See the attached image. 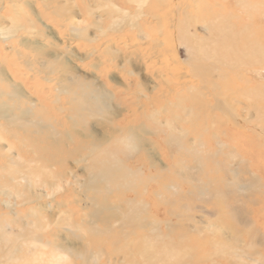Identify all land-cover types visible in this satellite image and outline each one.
<instances>
[{
  "label": "bare ground",
  "instance_id": "1",
  "mask_svg": "<svg viewBox=\"0 0 264 264\" xmlns=\"http://www.w3.org/2000/svg\"><path fill=\"white\" fill-rule=\"evenodd\" d=\"M17 1L18 2H16V0H8L6 2V0H0V11L4 12V10L6 9V5H8V4L9 5L12 4L13 6L15 5L14 9L15 10L18 9V14H17V16H14L13 23L16 24V28L18 30L25 29L22 25V22L27 19L26 18L27 16L30 18L28 20L31 24V28H29V30L31 29V31H33V30L36 31L35 26L38 25V21H40V20H44L47 24L51 23V24H54L57 26L68 22V24L64 25L63 27L67 26L65 28L69 29L70 28L69 25L71 23V20H73L74 18L76 19V17H77L76 15H78V13L76 14V10L81 12V13H85L86 15L88 14V15H90V17H94L92 15H95V13L97 11H99L103 15L101 16V14H100L99 16H101V17H99V16L97 17L96 16L97 14L95 15V17L98 18V22H100L102 18H105V15L107 16V18L109 20L110 19L112 20L116 16L120 17L118 19V22H114L113 24H110L111 26L110 27L108 26L107 28H105V30H102L99 28L94 29L96 31L98 30L96 32V35L94 32L91 33L89 31V26L91 25V27H93L96 24L95 21H97V20H95V21L86 20L85 22L79 21L76 24L85 23L86 24L85 27H83V28L79 27L78 28V26H74V29H72L74 32L73 36L75 34L78 35V39L75 40V42L80 43L77 46L79 51L84 52V49H86V48L88 49L89 47H91V49H92L91 51L93 52V54L95 52L99 55L98 58H100L99 59L100 62L97 63V67L99 68L101 66V68L98 69L97 76H99V78L101 79L100 82H102L103 85H101V86H100V84L98 85L95 82L96 80L92 79L90 77L85 78L86 75H84V76L79 75L77 68L75 69L72 66H70L71 64H70L69 60L66 61L67 58L62 59V58H58V56H56L57 58L54 59L52 64H54V66H57V68H60L63 72H65L67 74H65V75L63 74L64 78L61 77V79H56V78L49 79V81H53V82L59 81V84L56 83L55 85H52V86L44 84V86H47V88L45 90L48 92V95L47 94H46L47 96L44 95L47 92H44L45 90L43 89V87H41L40 91H42V93H43L42 95H44V98L43 99L41 98L42 101L37 99V101L40 103L33 104L36 107H38L40 104L42 106V108H47L46 104L51 101L50 94L52 95V97H53V95H55V97L53 99H56L57 102L59 101L60 103H63L66 106H69L71 114L73 115V117H72L71 114L69 113L70 117L65 116V118H67L69 121L68 127L65 128L66 131L64 130L67 133L68 139L70 141L75 139V138H78V139L84 138L85 140L87 139L86 142H84V143L89 146L88 148L90 149V154L93 155L94 153H96L99 156L98 159L100 160L101 164L105 163V161H107V163L111 164L110 168L109 167L101 168V170H99L97 173L89 175L86 178L85 182H82L80 180V178L77 177V179L74 180V182L70 183V184L72 186L76 185L77 187H79L81 185V187L83 188L85 193L89 192L90 193L89 195H92L91 199L102 198L100 200H96V201L94 200L95 203L93 202V200L92 201L89 200L90 202L94 203V205L96 207V211H97L96 213H93L94 216H92V217H94L93 219H96L95 221L98 223L104 222L107 224L109 221V222H111L112 225H110L109 228L102 229L103 228L102 227L101 232H100V229L97 230V228H93L92 231L94 233L93 235H102L103 234V235H110L111 236L110 241L108 240V238H107V240L103 239L102 241H103V244L105 242L109 246L112 245V247L113 246L116 247L115 250L112 252L120 251V253L124 255V253H122V252L127 250L126 249L127 247L125 245L119 246L122 243L121 239H125L126 237L125 238L122 237V234H120L121 232L118 231V228H122L125 225H127L128 227L133 229L131 234H135L138 229L141 230V229L148 228L152 224L149 221L146 222L143 219L139 218L140 216H138V214L140 213V209H139V206L134 201L129 202L126 200H122L124 203H126L127 206H129L132 209V211L122 210V207L124 205H121L120 208H114L113 205H110L108 203V201H107L108 197H106L107 193L105 192V190L108 187L110 191L111 190L114 191L115 189H117V190H124V191H126V193L127 192H132V193L135 192L134 190L138 186V184L136 182H137V180L140 179V176H139L141 174L140 171H143V170L154 171L155 168L159 167L155 164L153 165V163L150 159L151 153H153V150H160L161 151L160 154L163 155L166 153V151H165L166 148H170L169 150L177 149L181 154L178 157V164L181 165L185 170H186V167H184V164L188 158H191V164L192 165H189V167H187V171L191 169L192 173H191L190 178H187V181L189 180V181L193 182L194 184L196 183L195 186L193 185V190H191V194L195 195L197 197H200V199H202L201 197H204L203 199L209 198V199L215 200V199H221L222 197H225L224 202L228 204L227 205L228 207L230 206V204H232L231 203V201H232L231 197L233 196V194H231V193H234V191L239 193L240 197L242 196L245 200L254 199L256 190H258L259 188H262L263 186H261L259 184V181L257 179L258 178L257 175L255 173H253L254 169L246 166V161L242 159V157L239 154L240 152L236 151L235 153H233L229 150L230 148L231 149H236L238 147L241 148V145L238 144V147H234V146H232V142H230V144L224 142L221 139V136L226 135V136H228V138H231L229 133H233L234 131H236L237 133L243 132L242 130H244V129L249 130L251 128V126H253L254 131L252 133V131L249 130L248 136H250V138L253 139V141H252L253 145H254V143L258 145L257 147H258L259 151L261 150L260 152L264 157V149L259 146L260 143H264V138L262 137L263 136L262 134L264 132V128H262V126H260V125L257 126V125L253 124V122H254L253 119L254 118H255V120L258 119L260 114H262V116H263L264 112L259 109L260 108V106H259L258 110H256L254 115L252 116L251 109H252L253 105L244 104L241 106L237 105V107H234L231 104L232 106L231 105L228 106V104L221 101L220 95H218V94H221L218 92V90H219L218 84L221 83V81H226L229 79V82H230L229 85H232V87L236 86L237 90H241V88H242L241 80L246 79L247 76L249 78L250 76H252V74L256 70H259L260 73L264 72V43H262L261 41L260 42L257 41V38H256L257 35L254 38H248L249 36L247 37V34H249V32H250V30H248L249 26H250L249 23L247 24V26L245 24L239 23V25H240L239 28L242 29V30H240L239 33H236V32L231 30L229 36L233 35V37L231 38V40L229 39L230 42H228V41L226 42L227 38H223L222 36H220V37L215 36V37H212L211 39L209 38L210 39L209 43L207 41H205L204 44L199 45L197 43L198 38L196 37L198 33L196 34V36L194 35L191 37L192 34L190 35L191 32H190L189 28H191V27L189 26V21L188 20H182V19H176L175 14H174L173 22H169L166 24L165 14L168 16V12H170V11L168 10L167 12H165V10L162 8V12H159V13L157 12L156 15L154 16V21H156V24H157V29L154 28V32L157 31V34H158L157 37L158 38H156L152 33L151 34L148 33L149 36H146L149 39V41L152 43L151 44L149 42L151 49L153 50L154 47L157 48L155 51H153L154 52L153 56H151V57H149V55L145 56L146 58H150L152 60V62H154L153 65L149 66L147 64V62H144V63L142 62V64H140L139 60L137 58L140 59L141 57L136 58V56H138L137 54H129V56H127V55H125L123 48H121L120 46H116L117 44L115 46L112 45V43L115 41V37L112 38L113 36H115V32L120 33V34L125 33L126 30H127V32H130L131 31L130 25H131V27L133 26V24H132L133 19H129V15L127 16L125 11L121 10L115 3L110 2L111 3L110 4L104 0H72L73 4L70 5V0H41V3H43V8L40 9V11L38 12L37 15L34 16L32 14H27V12L25 10V16H24L21 13L25 7V3L23 2L24 0H17ZM132 1L135 2L136 4L142 5L141 6L142 9H140V10H145L146 6L148 7V3L151 0H132ZM154 1L156 2V6L158 8H160L159 2L163 1L164 3H169V1H171V5H169L168 8L169 9L171 8L173 12H175V11L177 12V10L179 11V7L176 10L174 9L175 3L173 4L172 0H154ZM177 1H180V0H177ZM212 1H213V3L215 2V0H203L205 7L208 8L211 6L212 11H215L214 13H216L217 7H215V9H214V5L211 4ZM146 3H147V5H146ZM176 3H178V2H176ZM196 3H198V2H196ZM202 5L196 4L193 7V10L201 13V10H199L197 8L199 6H202ZM81 6H84V7L86 6L85 7L86 9L84 7H81ZM79 7H81V8H79ZM106 8L109 9V11L107 10V13L104 12L106 10ZM218 8H219V6H218ZM221 9L224 10V8H221ZM225 9H226V6H225ZM163 12H165V13H164L163 17H161L160 14H162ZM218 13H219V11H218ZM222 13H224V12L222 11ZM210 14H212V13H210ZM199 15L200 14H198L197 16L196 15H193V16L200 18ZM222 15H224V14H222ZM0 16L4 17L3 14H0ZM81 17H83V16H81ZM86 17H88V16H86ZM233 17H235V16H233ZM96 18H94V19H96ZM218 19H221L222 21L225 20L223 18H218V17H214L211 15H205V19L200 18V20H202L204 22H209V23L211 20L214 25L216 24L215 22L218 21ZM196 20L197 19H195V21ZM93 22H95V23H93ZM241 22H243V21H241ZM197 24H199L198 21H196L195 25H197ZM116 25L119 26L118 29H116ZM195 25H193V26H195ZM97 26H99V25H97ZM217 27H219V25ZM46 28L49 29L50 27L48 25H46ZM167 28H170V29H167ZM18 30H16V31L18 32ZM57 31H58L59 37H63L64 34L61 32L62 30H57ZM39 32H40V30H39ZM175 32H177V34ZM196 32H197V30H196ZM13 33H15V32L14 31L10 32L9 30H6V29L0 30V40L3 41L4 43L7 41H10L11 39H13V36H11L10 34L13 35ZM220 33H222V32L220 31ZM220 33H218V35H221ZM40 34L46 35V32L41 31ZM170 34L171 35L175 34L176 36H178L179 37L178 40L180 43L178 44L177 43L178 41L175 43L174 41H168V39L166 40L167 37L170 38ZM99 36H101L100 39L102 38L101 41H99V39H98ZM186 36H189V41L186 40ZM239 36H242L243 38L241 39ZM110 38H112V40H114V41H112ZM97 39H98V42L96 41ZM83 42L86 43L85 44L86 46H84ZM94 43H96L97 46H94L93 45ZM181 44L185 46L188 54L191 55V59L189 61L192 64L187 63V65L191 66L190 67L191 69L189 68V66L186 65V63L179 61L177 58L178 57L177 47L181 46ZM105 45H107V46H105ZM102 46H105V47L103 48ZM2 47L3 46H1V44H0V64H2V56H4V54H3L4 52H3ZM96 47H97V49H96ZM144 48L148 49L147 47H144ZM14 52H16V51H14ZM86 53H88V52L86 51ZM114 53L116 55L118 54L120 57L123 58V60H124L123 64L127 65V68H128L127 72H123L122 74L125 76V78L129 82L124 81L121 89L120 88H114L115 86L113 87L112 84L110 82H108V80L106 78H104L105 75L106 76L109 75L113 69H116L118 67V65H120V61L119 60L117 61L118 56H115ZM237 53H240V55ZM83 54L84 55L81 58H79V60L83 64L82 66L84 67V69L86 68L87 70H91V68L94 67L93 66V60L95 61L96 59L93 58L92 56H88L87 54H86L87 56H85V53H83ZM90 54L91 53H89V55ZM46 56L48 57L47 53H46ZM167 57L171 58L173 60L169 61L167 59ZM90 58H93V60H91ZM125 59H127V61ZM76 60H78V59H76ZM28 63H29V61H28ZM44 64H46V62ZM99 64H100V66H99ZM77 66L80 67L79 64ZM185 66H187V68ZM135 67H136V69H138L140 71H142L144 69V71L146 73V78L144 81L140 82L143 77L141 78V74L135 72V70H136ZM149 67L152 69H156V73L151 75L150 74L151 70ZM227 67H229V68H227ZM230 68H232V71H233V74H232L234 76L233 78L230 76L228 78L226 77L228 74V71H226V70H231ZM251 68H258V69L254 70V71H248V72L245 71V70H250ZM189 69L193 74L196 75V76H194L196 78V81H194L193 86L191 85V83H193V82L182 84L183 79H182V81L181 80L178 81V79H177L176 87L174 86L172 88H170V87L166 88V86H164L165 83L161 81V79L165 80L166 78H168L173 72L179 73L181 75V77H183V78H185L186 76L191 78L192 76H189L185 72V71H188ZM212 70H218L221 73L218 76L217 81L215 78L216 76H214L211 73ZM43 71H45V70H43ZM28 73H30V72H28ZM260 73H258V74H260ZM31 74H33V73H31ZM6 75H7V77H6ZM8 75L10 78H8ZM17 75L12 74V73L11 74L10 73L3 74L1 67H0V102H4L3 104H0V131H3V133L6 132V134L4 133L5 135H8V133L13 135V133H11V131L12 130L15 131V129L23 130L25 128L26 129L29 128L30 131L31 130L33 131V129L38 127V129H36V131H33V132L31 131L30 133L23 134V135H27V136L30 135L29 138H31L30 140L33 142L32 144H34V141H35L36 145L41 147L40 148L41 155L45 154V156H46L48 151H51L53 149V147H54L53 145H58V146H56V150L58 149L57 147H59L61 145H60V143H58L56 141V135H55L54 130H50L51 126L49 125L50 127L48 129V127L46 125H44L40 120H38L39 119L38 114L36 112L34 114L33 113L34 110H32L30 108V109L23 112L24 107L22 110L20 109V107H18V104L20 102H21V104L24 103L25 105L28 106V104H26V103H29L30 101H32V99H36L37 96L34 95L33 93H31L30 91L28 92L27 89H25L26 92H24V90L22 88H20L19 84H21V83H18V81L22 82V77H17ZM52 75H54V74H52ZM176 75H178V74H176ZM155 76H156V78H155ZM56 77H57V75H56ZM149 78L154 79L155 84H153V86H151V84H149V86L146 85V81H148ZM46 81H48V80L46 79ZM204 81H206V83ZM53 82H51V84ZM204 83H205V85H211V90L205 91L204 88H203V90L201 88L199 89V86H201V85L204 86L203 85ZM4 84L9 85V87H8L9 91L8 92H5L2 90V87ZM23 85L27 86L26 83H23ZM38 85H43V84H38ZM190 87H191V90H190ZM247 88L249 90V87H247ZM180 90H182V91L184 90L185 93L179 94ZM35 91L38 92L36 87H35ZM190 91H191V99L195 98L193 100V103H191V105L193 104V106H195V107L198 106L201 114L194 112L193 111L194 107H192L190 109L186 104L187 100H190V97L187 96L186 93L190 92ZM213 91H214V93H212ZM251 92L253 93L255 91L251 90ZM252 93H249V95H248L249 99L254 98ZM243 95H245V94L242 93V96L240 95V97L237 95L238 97L236 96L235 98H231V101L232 100H238V102H239L241 100H244L246 98L245 96H247V94L245 96H243ZM242 98H244V99H242ZM239 103H241V102H239ZM114 106H115V109L117 110L118 115H121L120 119L122 116L124 119H122V121H120V122H117L119 120L117 118L118 120L116 119L117 120L116 123H114V122L109 123V122L104 121L107 119L101 120V117H104L105 115H108L109 113L110 114L113 113V112L111 113L110 110H113L112 107H114ZM231 107H232V109L237 108L234 112L239 119L235 120V121L231 120L232 122L229 121L230 123L228 125H227V123L222 124L223 123V122H221L222 116L224 117V115L228 112V109ZM59 112H63L62 109L58 108L56 112L51 113V116L53 118H54V116L58 117ZM234 112H232V113H234ZM203 113H205L207 115L205 116ZM182 114L184 116L189 115V116H193V118H195V126L196 127L194 126L195 128L193 129V132L191 134H188V131L186 129H184L183 119H182V117H180ZM60 115H61V113H60ZM65 115H67V114H65ZM93 117H100V119H98V118L97 119L101 120V121L96 123V126H98V127L100 126V128H102L101 132L99 133L100 136L98 135L99 131L96 132L95 126H93V123L91 122V118H93ZM226 120H227V118H226ZM152 123H154V124H152ZM198 123H199V126H198ZM64 124H65V122H64ZM176 124H180L179 126L181 127L180 130L182 132H180L179 135L176 134V132H177ZM101 125L103 127H101ZM76 126H78L80 129L76 128ZM191 126H192V123H191ZM191 128H193V127H191ZM29 129H27V130H29ZM207 129L209 130V133H207L208 132ZM45 133L48 134V137H47V134L45 135ZM205 133L208 134V137L205 136ZM0 134H1V132H0ZM4 134H3V136L0 135V142L3 141L2 137H4ZM14 134H15V132H14ZM37 134H43V135H41V138H39V136L36 138L35 136H37ZM16 135H17V133H16ZM98 137H100V138H98ZM16 138H17V136H16ZM90 139H92V140L90 141ZM50 140H52V141H50ZM4 141H6V140L4 139ZM12 141H11L12 146H9L10 149H8V150L19 149L20 148L19 145H17L16 143H13ZM20 143H23V142L20 141ZM22 145L25 146L26 144L23 143ZM36 145L34 148H36ZM48 145H52L53 147H48ZM24 148H26V146ZM214 148L216 150L221 149L223 151H225V149H227L231 154H233L232 159L234 161H238V165L240 164V165L244 166L243 170L241 168H239L240 172L238 170L237 171L230 170L233 172V176L236 177L235 181L228 182V181L223 180L224 177L221 178L222 177L221 174H219L221 177L216 176L218 172L215 173V175H212L209 177L207 175H205V173H204L205 164H206L205 160L213 159L212 157L209 158V155L214 153V151H212V149H214ZM20 149H22V148H20ZM27 149H29V148H27ZM148 150H150L151 152H148ZM206 150H207V152H206ZM66 151H67V148H66ZM8 153H9V151H8ZM122 153L125 154V157H124V159L121 158L122 159L121 160L118 156L122 155ZM148 153H150V154H148ZM220 153L221 152L216 151L215 154H217V156L214 154L216 156V158L219 156ZM4 154H5V156L6 155L8 156V154H6V153H4ZM10 154H11V151H10ZM49 154H52V153H49ZM206 154H207V156H206ZM65 155H67V154H65ZM45 156H43V157L45 158ZM61 156H63V155H61ZM84 156L79 157L76 154V159L74 158L75 160L72 162L76 163V165H79L81 162L84 163L85 161H87V159H85L86 157H84ZM16 157H18L20 160H24L25 164L27 163L28 169L31 170L30 169L31 167H29L28 165L31 164V166H32L34 159H30V158L24 156V154L18 153V152H17ZM35 157H36V155H35ZM43 157H42V160H43ZM77 157H79V158H77ZM138 157H140V158H138ZM205 157H207V158L205 159ZM6 158H8V157H6ZM47 158H48L47 161L52 162V163L55 162L57 159L56 157L55 158L54 157H51V158L47 157ZM61 158H63V157H61ZM38 159H39V157H38ZM89 159H88V161H89ZM92 159H93L94 163L95 162L99 163L93 157H92ZM228 159H229V157L222 159L221 162L224 160H228ZM66 160H68V159H66ZM8 161H10L8 163H11V162L15 161V159L13 157L11 158V156H10ZM41 162H43V165H44L46 160L44 159ZM57 162H58V160L56 161V163ZM221 162L216 163L212 167V170L217 165H219L218 169H220L221 164H225V163H221ZM5 163H7V160ZM3 164H4V162H3ZM6 165H8V164H4V166H6ZM128 165L136 167V170H133V167L129 168ZM4 166L2 164L0 165V167H3V169L0 168L2 170V172H3V170H5V172L8 171L7 166L6 167H4ZM170 166H171V164L168 163V167H166V168L168 169ZM263 166H264V163H263ZM42 169L43 168L41 166V170ZM50 169L52 171V168H50ZM59 169H60V167H59ZM61 169H62V167H61ZM229 169H230V167H229ZM168 170H170V169H168ZM53 172H55V171L53 170ZM156 173H160V172L156 171ZM3 174H5V173L3 172ZM8 174L12 175L13 172L9 171ZM30 174L31 173H27L22 178L21 177H14L13 178L12 176L9 177L11 182H17V180L22 181L23 183H21V187L24 186V188L26 187L28 189L27 194H25V192L24 193L20 192L21 190L19 191V189H17V188L16 189L10 188L11 190L9 189L8 191L7 190L5 191V188L0 190V199H4V198L8 199L7 201H5V203H4V201L0 200V203L3 202L4 209L5 208L8 209L9 214L16 215L17 218L20 215V208H21L20 206L29 207L28 212H27L28 217H30V218L34 217L35 218L36 216H39L35 207H33L32 205L35 204L38 199L42 198V194H39V190L37 189L38 186H40L42 184V183H40L42 180H41V176H40L39 177L41 180L40 182H38L37 180L33 181L31 179L32 176H30ZM88 174H89V171H88ZM155 174L152 175V178H151L152 181L160 180L161 176H156ZM185 174H186V172H185ZM7 176H6V178H7ZM36 176L38 177V174H36ZM62 176H63V174H62ZM224 179H226V178H224ZM50 181H53V180L51 179ZM90 181L92 183H90ZM45 182L46 181H44L43 184H44V187L48 191H47V193H44V194H47L46 196L48 198L57 199L56 195L59 192L58 190L61 187H58L59 185L57 186L53 182H51V183L48 181H47V183H45ZM81 182L83 184H78ZM224 182L225 183L227 182L224 185V187L228 186V191H225V189H223V183ZM84 183H87L88 185H85ZM197 183H199L200 185H198ZM22 184H23V186H22ZM18 186H20V185H18ZM160 186H162V185H157L156 189H154V187L151 186V188H149V190L146 191L147 196L144 199H154L153 198L154 195L152 196V194L156 195V193L158 192L157 190H159ZM3 187H6V186H3ZM162 188L164 190V186H162ZM241 188H243V191H240ZM188 194H190V193H188ZM10 199H12L11 202H9ZM20 199H24V200L19 202ZM134 199H138V196L136 195V197ZM113 203H115V202H113ZM58 205H60V202ZM135 205H137V206L134 207ZM223 205H225V204H223ZM247 206L248 207L246 208V212L253 213L251 211L253 209L252 208L253 204L248 203ZM259 206H260V209L257 208L256 213H253V215L257 214L256 216L262 219V217H264V199H262ZM59 207H61V206H59ZM140 208H142V207H140ZM154 208L152 210H154ZM235 208L236 207H234L233 210ZM229 209H230V207H229ZM105 211L112 212V218H111V215L109 214L111 220L104 219L103 215L105 214ZM154 211H156V210H154ZM143 212H144V210H143ZM86 213H88V212H86ZM1 219H2V215H0V220ZM17 225H19V224H17ZM89 225H91V224H89ZM217 225L213 226L215 231L217 230V227L218 228L220 227ZM11 226H12L11 224H5V223L0 224V264H43L42 259H45V257L48 258V261H49L48 264H63L64 260H66V258H68V257L73 258V262L76 260H80V261H82L83 264H86L87 259L90 260V256L92 258V255L91 254L89 255V253H86L85 250L83 251L80 248H76L74 245H72V246L70 245L72 242H75L74 240L76 239V236L78 237V235L74 234V230H73V233H71V234H69L70 232L67 233L68 237H66V236L65 237H66V239L68 238V240L69 239L70 240L67 243L63 244V243H60L58 241L57 236H55L56 234L54 235V233L52 231L50 232L49 237H47V235H45L43 237H39L36 233L30 234L29 233L30 230H29V232L28 231L24 232L22 230L17 231L15 229H13ZM40 226L41 225H39V227ZM27 228H29V227L27 226ZM71 228H73V227H71ZM70 229H66V231H70ZM116 230H117V232H116ZM248 230H250V226H248ZM45 237H47V240L45 239ZM72 237L74 238L73 240H71ZM97 238H98V236H97ZM97 238H96V240H97ZM120 241H121V243H120ZM69 242H71V243H69ZM92 242H94V241L92 240ZM117 243H119V244L117 245ZM40 248L52 251V254L50 255V257L47 254L43 253V251H41ZM38 249H40V250H38ZM30 251L35 252V254H33V260L28 261V260H24V258L20 257V255L24 254V252H30ZM126 253H128V251ZM110 254L111 253L104 252V249H102L100 251V253L96 255L97 259L96 260L94 259L95 261L93 263L94 264H105L107 262V264H113V262H114L113 257L115 255L114 254L110 255ZM140 257L147 259V256L145 254L143 255V253H140ZM103 259L106 260L105 263H102ZM254 262L258 263L257 261H254ZM74 263H71V264H74ZM120 263L121 262L119 261L116 264H120Z\"/></svg>",
  "mask_w": 264,
  "mask_h": 264
},
{
  "label": "rangeland",
  "instance_id": "2",
  "mask_svg": "<svg viewBox=\"0 0 264 264\" xmlns=\"http://www.w3.org/2000/svg\"><path fill=\"white\" fill-rule=\"evenodd\" d=\"M7 1L8 0H6V2ZM104 1H106L107 3H110V2L115 3L121 10L125 11L127 16L129 15V19H133V21H132L133 26L131 27V25H130V28H131L130 32H127V30L123 34L115 32V36L112 37V38L115 37V41L112 40V38H110V39L112 41H114L112 43L113 46H115L117 44L116 46H120L121 48H123L125 55L129 56V54H137L138 56H136V58L141 57L140 59L137 58L139 60L140 64H142V62L143 63L147 62V64L149 66H151L154 63V62H152V60L150 58H146L145 56H148V55H149V57L153 56L154 55L153 51H155L157 48L153 46L154 47L153 50L151 49V47H150L151 42L149 41V39L146 36H149V34L152 33L156 38H158L157 37L158 36L157 31L154 32V28L157 29V24H156V21H154V16L156 15L157 12L158 13L162 12V8L165 10V12H167L168 10L170 11V12H168V16L165 14L166 24L169 22H173L174 14H175L176 19L188 20L189 26L191 27V28H189V30L191 32L190 35L192 34L191 35V37H192L194 35L196 36V34L198 33L196 37L198 38L197 43L199 45L204 44L205 41H207L209 43L210 39L212 37H215V36H218V37L222 36L223 38H227L226 42L227 41L230 42L231 38L233 37V35L229 36L231 30L236 32V33H239L240 30H242L239 28V26H240L239 23L245 24L246 26L249 23L250 26H249L248 30H250V32H249V34H247V37L249 36L248 38H254L257 35V37H256L257 41H259V42L261 41L262 43H264V0H215V2L213 3V1H212L211 4L214 5V9H215V7H217L216 13H214L215 11H212L211 6L208 8L205 7L203 0H193V1L192 0H180V1L172 0L173 1L172 3L173 4L175 3L174 9L176 10L179 7V11L177 10V12L176 11L173 12L171 8H170L171 10L168 8V6L171 5V1H169L170 4L164 3L163 1L159 2L160 8H158L156 6V2L154 0H151L148 3V7L146 6L145 10H140V9H142V7H141L142 5L136 4L132 0H104ZM16 2H18V1L16 0ZM23 2L25 3V7L21 13L24 16H25V10H26L27 14H32L35 16L38 14L40 9L43 8V3H41V0H24ZM176 2H178V3H176ZM196 2H198V3H196ZM72 4H73V1L70 0V5H72ZM196 4L197 5L203 4L202 6H199L197 8V9L201 10V13L193 10V7ZM146 5H147V3H146ZM224 5L226 6V9H225ZM14 6L12 4L11 5L8 4V5H6V9L4 10V12L0 11V14L4 15V17L0 16V30L6 29V30H9L10 32H13V31L15 32V33H13V35L10 34L11 36H13V39H11L10 41H7L4 43L3 41L0 40V44H1V46H3L2 49L4 52L3 53L4 56H2V64H0L1 70H2L3 74H7V73L11 74L12 73V74H16V75L18 74L17 77H22V82L18 81V83H21V84H19L20 88H22L24 90V92H26L25 89H27L28 92L30 91L31 93L36 95L37 98L32 99V101L29 100L30 104L26 103V104H28V106L25 105L24 103L21 104V102H20L18 104V107H20L21 110L24 107L23 112L30 109V108L32 110H34L33 113L35 114V112H36L38 114V117H39L38 120H40L44 125H46L48 127V129L51 126L50 130H54L55 135H56V141L58 143H60L61 146L57 147L58 149L56 150V146H58V145H53L54 147L52 145H48V147H53V149L51 151H48V153L45 156V154L41 155V150H40L41 147L36 145L35 141H34V144H32L33 142L30 140L31 138H29L30 135L29 136L23 135V134H28L32 131V130L30 131L29 128H27L29 130H27L26 128L23 130H19V129H15V131L12 130L11 133H13V135L9 134L8 132H7L8 135H5L6 132H4L5 133L4 134L3 131H0L1 136H3V134H4V137L6 136L5 138L2 137L3 141L0 142V149H1L0 150V165L2 164L4 166V164H8V165H6L8 171L5 172V170H3V172L6 175L3 174L2 170L0 169V190L5 188V191L6 190L8 191L10 188L11 189L17 188V189H19V191L21 190L20 192H23V193L25 192V194H27L28 189L26 187L24 188L23 184H22L23 187H21V183H23V182L20 180H17L18 183L17 182H11L10 178H9L10 176H12L13 178L14 177H21L22 178L25 176V174L31 173L30 176H32L31 179L33 181L37 180L38 182H40L42 180L40 182L42 184L40 186H38V188H37L39 190V194H42V198L38 199L37 202L32 205L33 207H35L39 216H36L35 218L34 217H32V218L28 217L27 212H28L29 207L20 206L21 207L20 208V215L17 218L16 215L9 214L8 209H6V208L4 209V205L2 202V203H0V215H2V219L0 220V224H2V223L3 224L4 223L5 224H11L12 225L11 227L17 231L22 230L24 232L25 231L29 232V230H30V232H29L30 234L36 233L39 237H43L45 235H47V237H49L50 232L52 231L54 233V235L56 234L55 236H57L58 241L60 243H63V244L67 243L70 240V239L68 240V238L66 239V237H68L67 233L70 232L69 234H71V233H73V230H74V234L78 235V237L76 236V239L74 240L75 242H72V243L69 242V243H71L70 244L71 246L74 245L76 248H80L83 251L85 250L86 253H89V255L90 254L92 255V258L90 256V260L87 259L86 264H94L93 262L97 259L96 255L99 254L102 249H104V252L111 253L110 255H112V254L115 255L113 257V260H114L113 264H116L119 261L121 262L120 264H243V263L244 264H264V217H262V219H261V218L256 216L257 214L253 215V213H256L257 208L260 209L259 205H260L262 199H264V166H263L264 157L260 152L261 150L259 151V149L257 147L258 145L255 143L253 145L252 144L253 139L250 138V136H248L249 130L252 131V133H253V131H254L253 126H251V128L249 130L248 129L242 130L243 132L237 133L236 131H234L233 133H229L231 138H228V136H226V135H222L221 139L224 142L229 143V144H230V142H232V146H234V147H238V144L241 145V148H239V147L236 149L230 148L229 150L233 153H235L236 151L240 152L239 153L240 156L242 157L243 160L246 161V166L254 169L253 173H255L257 175V177H258L257 179L259 181V184L261 186H263L262 188H259L258 190H256L254 199L245 200L242 196L240 197L239 193L234 191V193H231V194H233V196L231 197V200H232L231 203L232 204H230V206H229L230 209L227 206L228 204L224 202L225 197H222L221 199H215V200L209 199V198L203 199L204 197H201L202 199H200V197H197V196L191 194V190H193V185L195 186L196 183L194 184L193 182H191L189 180L187 181V178H190L191 173H192L191 169L187 171V167H189V165H192L191 164V158H188L187 161L185 162V164H184V167H186V170H185L181 165L178 164V157L181 154L177 149L169 150L170 148H166V150H165L166 153L163 155L160 154L161 153L160 150H153V153H151L150 159H151L153 165L155 164L159 167L155 168L154 171H152V170L140 171L141 172V174L139 175L140 179L137 180V182H136L138 184V186L134 190L135 192H133V193L127 192L126 193V191H124V190H117V189H115L116 191L115 190L110 191L108 187L105 190V192L107 193L106 197H108V200L107 199L106 200L108 201V203L110 205H113L114 208H120L121 205H124L122 207V210L132 211V209L129 206H127L126 203H124L122 200H126L129 202L134 201L139 206V209H140V213L138 214V216H140L139 218L143 219L146 222L149 221L152 225L149 226L148 228H145V229H141V230L138 229L135 234H131L133 229L128 227L127 225H125L122 228H118V231L121 232L120 234H122V237H124V238L126 237L125 239H121L122 243L120 241L121 244L119 245V246L125 245L127 247L126 248L127 250L122 252V253H124V255L121 254L120 251L112 252L115 250V248H116L115 246H113L114 247L113 248L112 245L109 246L105 242H104L105 245L103 244V241H102L103 239L107 240V238H108V240L110 241V239H111L110 235H103V234L102 235H93L94 234L92 231L93 228H97V230L100 229V232H101L102 229L109 228V226L112 225L111 222H109V221L107 224L104 222L98 223L95 221L96 219H93L94 217H92V216H94L93 213L97 212L96 207L94 205L95 201L100 200L102 198L91 199L92 195H89L90 194L89 192L85 193V191L83 190L81 185L80 186L78 185L79 187H77L76 185L72 186L70 183H73L74 180L77 179V177H79L82 182H85L86 178L89 175L97 173L99 170H101V168H106V167L110 168L111 164L107 163V161H105V163L101 164L100 160L98 159L99 156L96 153H94L93 155L90 154V149L88 148L89 146L84 143V142H86L87 139L85 140L84 138H80V139L75 138L71 141L68 139L67 133L65 132L66 131L65 128L68 127L69 121L67 118H65V116L70 117V114H71V111L69 109L70 107L66 106L63 103H60L59 101L57 102L56 99H53L55 97V95H53V97H52V95L50 94L51 101L46 104L47 108H42V106L40 104L38 107H36L33 104L40 103L37 101V99L42 101V99L44 98V95H46V94L48 95V92L45 90L47 88V86H44V84L49 85V86L55 85L56 83L59 84V81L53 82V81H49V79H53V78L61 79V77L64 78V75L67 74V73L63 72L60 68H57V66H54V64H52L54 59L57 58L56 56H58V58H62V59L67 58L66 61L69 60L70 64H71L70 66H72L75 69L77 68L79 75H83V76L86 75L85 78L90 77L92 79H95L96 80L95 82L98 85L99 84H100V86L103 85L102 82H100L101 79L99 78V76H97L98 69L101 68L100 64H99L100 67L99 68L97 67V63L100 62V60H99L100 58H98L99 55L95 52L93 54V52L91 51L92 50L91 47H89L88 49L86 48L87 50L84 49V52L79 51L77 46L80 43L75 42V40L78 39V35L75 34L73 36L74 32L72 29H74V26H78V28L79 27L80 28L85 27V25H86L85 23H83V24L78 23L79 25L76 24L79 21L85 22L86 20H89V21L97 20V21H95L96 24L93 27H91V25L89 26V31L91 33L94 32L96 35V32L98 30L96 31L94 29L99 28V29L105 30V28H107L108 26L109 27L111 26L110 24H113L114 22H118V19L120 17L116 16L112 20L111 19L109 20L107 18V16L105 15L106 19L102 18L101 21L98 22V18H96L95 15L97 14L96 16L98 17L101 14L99 11H97L95 13V15H92L94 17H90V15H88V14L86 15L85 13H81V12L76 10V14L78 13V15H76L77 16L76 19L74 18L73 20H71V23L69 25L70 30L65 28L67 26L63 27L64 25L68 24V22L57 26V25H54L51 23L47 24L44 20H40V21H38V25L35 26L36 31H34V30L31 31V29L29 30V28H31V24L28 20L30 18L27 16L26 17L27 19L22 22V25L25 29L18 30L16 28V24L13 23L14 16H17V14H18V9L15 10ZM218 6L220 9L218 8ZM81 7H84V6H81ZM81 7H79V8H81ZM221 8H224V10ZM107 10L109 11V9L106 8V10L104 12L107 13ZM218 11H219V13H218ZM222 11L224 13H222ZM165 12L160 14L161 17H163ZM210 13H212V14H210ZM198 14H200L199 16L201 19L202 18L205 19V15H211L214 17L223 18L225 20L222 21L221 19H218V21H216L215 22L216 24L214 25L211 20L209 23V22H204V21L200 20V18H197L196 16ZM222 14H224V15H222ZM102 15L103 14H101V16ZM193 15H196V16L194 17ZM81 16H83V17H81ZM86 16H88L89 18ZM101 16H99V17H101ZM233 16H235V17H233ZM94 18H96V19H94ZM194 18L197 19L196 21H198L199 24L195 25L196 21ZM241 21H243V22H241ZM95 22H93V23H95ZM46 25H48L50 28L47 29ZM97 25H99V26H97ZM193 25H195L196 27ZM218 25H219V27H217ZM118 28H119V26L116 25V29H118ZM167 29H170V28H167ZM16 30H18V32ZM39 30H40V32L41 31L46 32V35H41ZM57 30H62L61 32L64 34L63 37H59ZM196 30H197V32H196ZM220 31L222 33H220ZM175 33L177 34V32H175ZM218 33H220L221 35H218ZM174 35L175 34H173V35L170 34V38L167 37L166 40L168 39V41H174L175 43L178 41L177 43L179 44L180 43L178 40L179 37L176 35L174 36ZM100 37L101 36L98 37L99 41H101V39H102V38L100 39ZM239 37L241 39L243 38L242 36H239ZM98 39L96 40L97 42H98ZM186 40L189 41V36H186ZM83 44H84V46H86L85 45L86 43L83 42ZM93 45L97 46L96 43H94ZM105 46H107V45H105ZM105 46H102V47L104 48ZM144 47H147L148 49H146ZM96 49H97V47H96ZM177 49H178V57H177L178 60L182 61L183 63H186V65H187V63L192 64L189 61L191 59V55L188 54L185 46L181 44V46H178ZM14 51H16V52H14ZM86 51L88 53H86ZM46 53L48 54V57L46 56ZM83 53H85V56H87V55L92 56L93 58L96 59L94 61L93 58H90L91 60H93V66H94L91 68V70H87L86 68L84 69V67L82 66L83 64L79 60V58H81L84 55ZM89 53H91V54L89 55ZM237 54L240 55V53H237ZM115 56H118L117 61L118 60L120 61V65H118V67L116 69H113L109 75H107V76L105 75L104 78H106L108 80V82H110L112 84L113 87L115 86L114 88H120L121 89L124 81L129 82L125 78V76L122 74L123 72H127L128 68H127V65L123 64L124 60L122 57H120L118 54L117 55L115 54ZM76 59H78V60H76ZM167 59L169 61L173 60V59L168 58V57H167ZM125 60L127 61V59H125ZM28 61H29V63H28ZM43 62L44 63L46 62V64H44ZM78 64L80 65V67L77 66ZM187 66H189V65H187ZM187 66H185V67L187 68ZM190 67L191 66H189V68ZM227 68H229V67H227ZM135 69H136V67H135ZM190 69L188 71H185V72L189 76H192L191 78H189L187 76L185 78H183V77H181V75L179 73L173 72L168 78H166L165 80L161 79V81L165 83L164 86H166V88H169V87L172 88L174 86L176 87L177 79H178V81H180V80L182 81V79H183L182 84L193 82V83H191V85L193 86L194 81H196V78L194 76H196V75L193 74L190 71ZM230 69L231 70H226V71H228V74L226 76L227 78L229 76L232 78L234 77L232 75L233 74L232 68H230ZM256 69H258V68H251L250 70H245V71L246 72L254 71ZM43 70H45V71H43ZM150 70H151L150 71L151 75L156 73V69L150 68ZM142 71H140L138 69L135 70L136 73L141 74V78L143 77L140 82L144 81L146 78V73H145L144 69ZM28 72H30V73H28ZM31 73H33V74H31ZM211 73L214 76H216L215 77L216 81L218 80V76L221 74L220 71H218V70H212ZM258 73H260V71L256 70L252 74V76H250L249 78L246 75L247 76L246 79L241 80V85H242L241 90H237L236 86H234L235 87L234 88V87H232V85H229V83H230L229 79L226 81H221V83L218 84V86H219L218 92L221 93L218 95H220L221 101L228 104V106L232 104L234 107H237V105L241 106L244 104L253 105V107L251 109L252 116L254 115L255 111L258 110L259 106H260L259 109L264 112V109H263L264 108V72L260 73V74H258ZM52 74H54V75H52ZM176 74H178V75H176ZM56 75H57V77H56ZM6 77H7V75H6ZM8 78H10L9 75H8ZM45 78L48 81H46ZM155 78H156V76H155ZM51 82H53V83L51 84ZM204 82L206 83V81H204ZM23 83H26L27 86H24ZM205 83L203 84L204 86H202V85L199 86V89L201 88L203 90V88H204L205 91L211 90V85H205ZM38 84H43V85H38ZM149 84H151V86H153V84H155L154 79L149 78L148 81H146V85L149 86ZM4 85L2 87V90L5 92H8L9 91L8 90L9 85H6V84H4ZM35 87L38 90V92L35 91ZM41 87H43V89L45 90L44 92H47L44 95H42L43 93H42V91H40ZM247 87H249V90ZM190 90H191V87H190ZM251 90L255 91V92L252 93ZM182 93L184 94L185 91L180 90L179 94H182ZM212 93H214V91ZM242 93L245 95L247 94V96L243 95L246 98L245 99L242 98L244 100L239 101L241 103H239L238 100H232L231 101V98H235L237 95L240 97V95L242 96ZM249 93H252L254 98L249 99L248 98ZM186 95L190 97V100H187V102H186L187 106L190 109L192 107H194L193 111L201 114L198 106L195 107V106H193V104L191 105V103H193V100L195 99V98L191 99V91L187 92ZM3 103L4 102H0V104H3ZM58 108L62 109L63 112H59L58 117L54 116V118H53L51 116V113L56 112ZM112 108H113V110H110V112L111 113L113 112V113L112 114L109 113L108 115L101 117V120L107 119L104 121L109 122V123H113V122L116 123V121L118 119L119 120L117 122L122 121V119H124L123 116L120 119L121 115H118L117 110L115 109V106ZM236 109L237 108L232 109V107H231L228 109L229 113L227 112L225 115L223 114L225 118L222 116V120H221V122H223L222 124L227 123V125H228L233 120L235 121V120L239 119L234 112ZM232 112H234V113H232ZM60 113H61V115H60ZM65 114H67V115H65ZM203 114L205 116L207 115L205 113H203ZM71 116L73 117L72 114H71ZM112 117L113 118L115 117V118L113 119ZM180 117H182V119H183L184 129H186L188 131V134H191L193 132V129L196 127L195 126V118H193V116H189V115L184 116L183 114ZM97 118L100 119V117L91 118V122L93 123V126H95L96 132L99 131L98 132V135H99L102 128H100V126L99 127L96 126V123L101 121V120H98ZM226 118H227V120H226ZM253 120H254V122H253L254 125H257V126L260 125V126H262V128H264V115L262 116V114H260L258 119L255 120V118H254ZM64 122H65V124H64ZM191 123H192V126H191ZM152 124H154V123H152ZM179 125L180 124H176V129H177L176 134H178V135L180 134V132H182L180 130L181 127ZM198 126H199V123H198ZM101 127H103V126L101 125ZM191 127H193V128H191ZM76 128H79V127L76 126ZM36 129H38V127L33 129V131H36ZM207 131H208L207 133H209L208 129H207ZM14 132H15V134H14ZM16 133H17V135H16ZM46 134L47 133H45V135ZM15 135L17 136V138ZM41 135H43V134H37V136H35V137L37 138L39 136V138H41ZM262 135H263L262 137L264 138V132ZM205 136L208 137V134L205 133ZM47 137H48V134H47ZM98 138H100V137H98ZM4 139L6 141L7 140L8 141L6 142V141H4ZM91 140L92 139H90V141ZM11 141L13 143H16L17 145H19V147L22 149L19 148L16 150L15 149L14 150H8V149H10L9 146H12ZM20 141L23 142L24 144H26L25 145L26 148H24L25 146L22 145L23 143H20ZM50 141H52V140H50ZM35 145H36V148H34ZM259 146L264 149V143H260ZM27 148H29V149H27ZM66 148H67L68 152L66 151ZM8 151H9V153H8ZM10 151H11V154H10ZM212 151H214V153L209 155V158L212 157L213 159L205 160L206 161L205 171H204L205 175H207L209 177V176L215 175V173L218 172L216 176L221 177L219 175V174H221L222 175L221 178H223V177L226 178V179L223 178V180L228 181V182L235 181L236 177L233 176L232 171L238 170L240 172L239 168H241L243 170L244 166L240 165V164L238 165V161H234L232 159L233 154H231L227 149H225V151H223L221 149L216 150L214 148V149H212ZM216 151L221 152L217 158H216L217 154H215ZM17 152L24 154V156H26L30 159H34V162L32 163L33 165L32 166H31V164L28 165L29 167H31L30 168L31 170L28 169L27 163L25 164L24 160H20L18 157H16ZM148 152H151V151L148 150ZM206 152H207V150H206ZM4 153L8 154V156L7 155L5 156ZM49 153H52V154H49ZM65 154H67V155H65ZM76 154L79 157H82L85 155L84 157H86L85 159H87V161L89 158L90 159L88 162L85 161L86 163L81 162L79 165H76V163L72 162L76 159ZM148 154H150V153H148ZM35 155H36V157H35ZM61 155H63V156H61ZM10 156H11V158L13 157L15 159V161L8 163V162H10V161H8ZM41 156L42 157L45 156V158L43 157V160L44 159L46 160L44 165H43V162H41V161H43ZM206 156H207V154H206ZM6 157H8V158H6ZM38 157H39V159H38ZM47 157H49V158H51V157L55 158L56 157L57 158L56 161L58 160V162L57 163H56V161L53 163L48 162ZM61 157H63V158H61ZM79 157H77V158H79ZM92 157L95 160H97L99 163H97V162L94 163ZM118 157L120 159L121 158L124 159L125 154L122 153V155H119ZM227 157H229L228 160H224L221 162L222 159H225ZM138 158H140V157H138ZM206 158L207 157H205V159ZM66 159H68V160H66ZM6 160H7V163H5ZM3 162H4V164H3ZM219 162L225 163V164H221L220 169H218L219 165H217L212 170V167L216 163H219ZM168 163L171 164V166L168 168L170 170H168L166 168V167H168ZM6 166H4V167H6ZM41 166L43 168L42 170H41ZM58 166L60 167V169ZM61 167H62V169H61ZM128 167L129 168L133 167V170H136V167H134V166L128 165ZM229 167H230V169H229ZM0 168L3 169V167H0ZM50 168H52V171ZM53 170L55 172H53ZM230 170H232V171H230ZM9 171H12L13 174L12 175L8 174ZM88 171H89V174H88ZM156 171H159L160 173H156ZM185 172H186V174H185ZM36 174H38V177L36 176ZM62 174H63V176H62ZM154 174L156 176H161V179L152 181L151 178H152V175H154ZM6 176H7V178H6ZM40 176H41V180L39 178ZM51 179L53 181H50ZM44 181H46L45 183H47V181L50 183L53 182V183H55V185H57V186L59 185L58 187H61L58 190L59 192L56 195L57 199L48 198L46 196L47 194H44V193H47V191H48L44 187V184H43ZM82 182L78 183V184H83ZM90 183H92V182L90 181ZM226 183L225 182L223 183V189H225V191H228V186L224 187V185ZM84 184L88 185L87 183H84ZM197 184L200 185L199 183H197ZM18 185H20V186H18ZM157 185L164 186V190H163L162 186H160L159 190H157L158 192L156 193V195L152 194V196L154 195V197H153L154 199H144L147 196L146 191L149 190V188H151V186L154 187V189H156ZM3 186H6V187H3ZM240 191H243V188H241ZM188 193H190L191 195ZM136 195L138 196V199H134L136 197ZM0 200L4 201V203H5V201H7L8 199L4 198V199H0ZM22 200H24V199H20L19 202ZM89 200L90 201L93 200L94 203L90 202ZM11 201H12V199L9 200V202H11ZM59 202H60V205H58ZM113 202H115V203H113ZM248 203L253 204V207H252L253 209L251 210L253 213L246 212V208L248 207L247 206ZM223 204H225V205H223ZM137 205H135L134 207H136ZM59 206H61V207H59ZM140 207H142V208H140ZM234 207H236V208L233 210ZM153 208L156 211L152 210ZM143 210H144V212H143ZM86 212H88V213H86ZM109 214L111 215V218H112V212L105 211V214L103 215L104 219L111 220ZM17 224H19V225H17ZM89 224H91V225H89ZM39 225H41V226L39 227ZM216 225L220 226L219 227L220 229L217 227V230L215 231L213 226H216ZM27 226L29 228H27ZM206 226L207 227L209 226V227L207 228ZM248 226H250V230H248ZM71 227H73L74 229ZM66 229H70V231H66ZM116 232H117V230H116ZM97 236H98V238H97ZM47 237H45L46 240H47ZM96 238H97V240H96ZM73 239L74 238L72 237L71 240H73ZM92 240L94 242H92ZM118 244L119 243H117V245ZM40 249H41V251H43V253L47 254L49 257L52 254V251L42 249V248H40ZM40 249H38V250H40ZM127 251H128V253H126ZM140 253H143V255L145 254L147 256V259L140 257ZM33 254H35V252H32V251L24 252V254L20 255V257L24 258V260L29 261V260H33ZM42 260H43V264H48V262H49L48 258H46V257H45V259H42ZM105 261L106 260L103 259L102 263H105ZM254 261H257L258 263H255ZM74 262H73V258L68 257V258H66V260H64L63 264H71V263L83 264L82 261H80V260H76ZM105 264H107V262Z\"/></svg>",
  "mask_w": 264,
  "mask_h": 264
}]
</instances>
